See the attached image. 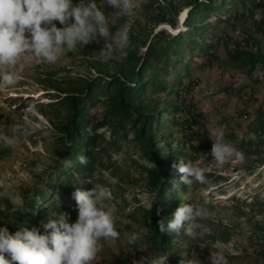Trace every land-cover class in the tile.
<instances>
[{"label": "rangeland", "instance_id": "obj_1", "mask_svg": "<svg viewBox=\"0 0 264 264\" xmlns=\"http://www.w3.org/2000/svg\"><path fill=\"white\" fill-rule=\"evenodd\" d=\"M191 1L134 0L135 14L131 17H123L107 5L103 11L113 26L110 30L113 33L121 28H134L141 39L136 44L138 53H143L146 49L143 43L148 44L156 31L167 28L174 32L169 25L158 24L155 13L170 3L180 29L186 31L181 22ZM77 3L79 0H73V4ZM97 3L103 7L99 5L100 0ZM236 9L238 18L233 16ZM244 10L240 0H233L229 7L218 12L229 19L219 20L217 12L212 13L206 24L209 29L197 37L198 43L207 41L211 44L210 50L214 51L217 59L204 63L200 51L194 49L191 52L187 45L176 57L181 64L189 63L186 74L181 71L182 81H195L190 98L202 115V121L199 126H193L197 129L193 141L203 150L191 149L188 152L194 157L193 162L204 169L206 182L186 186L174 212L181 204H190L206 209V216L199 221L204 227L195 238L170 234L169 242L161 247L169 254L167 264H180V260L185 258L181 253H187L188 259H198L201 264H212L211 254L217 250L224 251L228 264H264L255 257L256 249H264V69L258 66L251 77H247L230 49L239 41L243 42L242 47L257 52V46L244 44L243 38L250 32L249 18L242 13ZM103 43L101 39L99 50L92 56H83L76 49L66 52L55 65L28 59L20 83L12 89H0V135H10L11 129L18 126L28 130V134L12 147H5L0 142L1 213L22 209L25 201L31 198L37 206L39 193L50 187L51 177L54 179L52 166L58 162L64 165V169H70L74 164L72 159L61 160L58 155V131L52 123V120H58L52 110L62 115L64 95L85 81L97 76L119 75L121 59L118 54L110 59L101 58ZM258 46L264 53V39L259 40ZM242 84L247 86L239 97L237 88ZM157 101L156 95L147 96L145 104L154 107ZM32 105L35 112L25 111ZM103 112V106L97 102L91 121H99ZM161 118L170 120L171 115L164 113ZM125 126L129 127L130 122L126 121ZM217 127L223 129L225 140L243 153L242 160L233 157L223 167H217L211 150L204 151L207 142H212L209 130L214 132ZM230 128L232 133H229ZM111 129L108 125L98 130V133H104L101 145L108 143L107 148L96 153L95 166L90 173H85L84 178H89L93 188L102 186L109 191V203L115 209V227L120 237L104 242L93 264H139L141 260L149 259L157 247L149 239L152 230L147 223L152 220L132 215L136 209L154 208L155 191L147 180L146 172L139 168L147 161L141 156V146L134 140V132L122 130L115 139H111ZM168 132L165 128L154 131L155 146L162 152H167L169 142H165L163 137ZM179 136L174 132V142L179 141ZM131 160L133 164H130ZM126 167L138 176L137 180H128L124 175ZM71 174L73 179H80L75 170ZM77 217L78 214L70 217L69 222L74 223ZM46 220L39 221L40 231H43L41 222ZM132 233H137L140 239L129 244L127 237ZM121 257H127V261Z\"/></svg>", "mask_w": 264, "mask_h": 264}, {"label": "trees", "instance_id": "obj_2", "mask_svg": "<svg viewBox=\"0 0 264 264\" xmlns=\"http://www.w3.org/2000/svg\"><path fill=\"white\" fill-rule=\"evenodd\" d=\"M232 2L233 0H192L187 5V11L181 22L182 28L186 31L180 29L177 15L172 12L170 3L168 6L161 7L155 13L156 22L169 25L174 32L167 28L156 31L148 44L143 41V44H146L143 53H138L136 44L141 39L134 28H131L129 30L131 47L128 49L127 58L120 61L119 75L107 78L97 76L85 81L81 86L64 95L61 102L64 111L62 115L57 110H52L55 119L58 120V122L52 120L58 131L57 142L60 146L58 155L61 156V160L72 159L74 164L70 169H64V165L56 162L52 166L55 170L54 179L52 180L51 177L49 180L53 190L48 187L44 193H39L37 206L31 198L25 201L22 209H16L10 213L0 212V227H7L9 232L14 234L21 225L29 229L38 227L40 220L55 213L65 212L70 217L77 216L78 206L72 193L77 188L84 190L93 188L89 178H84L85 173L93 170L97 159L96 153L107 148L108 143L101 145L104 133H98V130L109 125L112 128L111 139H115L119 131L132 130L134 140L141 146V156L147 162L139 168L146 172L147 180L154 188V208L142 211L136 209L132 216L152 220L147 223L152 230L149 239L157 250L150 254V258L164 252L161 247L169 242L170 234L159 232L158 221L163 220L167 223L172 218L179 197L187 186L181 182V173L173 165H178L181 159L185 162H193L194 157L188 151L203 150L193 141L197 133V129H193V126H199L202 121V115L197 112L190 98L195 81L194 79L182 81L181 71L186 74L189 63L181 64L176 57L182 47L187 45L191 52L194 49L200 51V54L204 56V63H211L213 59H217L214 51L210 50L211 44L207 41L198 43L197 37L209 29L206 24L212 13L217 12L219 20H228L227 16L223 17L218 12L229 7ZM240 3L245 9L242 13L249 18L250 28V32L243 38L244 44L257 46V52L242 47L243 42L239 41L230 49L234 53L232 57L242 64L245 75L251 77L258 66L264 69V53L258 46L259 40L264 39V1L240 0ZM238 14L236 9L233 16L238 18ZM57 26L62 27L58 22ZM111 29L113 27H110ZM97 50L99 45L95 41L84 47H77V52L83 56H92ZM245 86L247 84L237 88L239 97L245 90ZM162 94L165 95L162 97L163 101ZM152 95H156L158 99L154 107L145 104L146 97ZM97 102L101 103L104 112L99 121L93 122L91 113L95 110ZM164 113H170L171 119L161 118ZM126 121L130 122L127 128ZM87 128L89 131H86ZM164 128L169 130L163 137L165 142H169L167 152L160 151L153 140L154 131ZM174 132L180 135L178 142H174ZM229 133H232V128ZM207 143L204 151H210L212 148V142ZM99 145L100 147L97 148ZM82 157L87 161L86 164L80 162ZM133 162L131 160L130 164ZM72 170L79 173V180L73 179ZM124 175L128 177V180L138 179L129 167H126ZM255 257L256 260L264 262V249H256ZM121 259L127 261V257H121Z\"/></svg>", "mask_w": 264, "mask_h": 264}, {"label": "clouds", "instance_id": "obj_3", "mask_svg": "<svg viewBox=\"0 0 264 264\" xmlns=\"http://www.w3.org/2000/svg\"><path fill=\"white\" fill-rule=\"evenodd\" d=\"M99 5L103 7L98 6L97 0H79L77 4L73 0H0V89H12L20 83L28 59L55 65L66 52L94 41L99 43L101 39L104 41L101 58L110 59L118 54L121 61L126 59L131 47L129 30L110 31L113 26L103 8L107 5L123 17H131L135 14V2L100 0ZM35 110L34 105L25 109ZM209 132L211 156L217 167H223L233 157L244 158L242 152L225 140L222 128ZM27 134L25 127H14L10 135H0V142L12 147ZM80 162L87 163L83 157ZM173 167L178 168L181 182L187 186L206 182L204 169L192 161L181 159ZM72 196L78 206L74 223L69 222L68 213L59 212L41 222L43 234L35 226L29 229L21 225L14 234L7 227H0V264H93L104 242L120 237L115 227V209L109 203V191L102 186L91 190L77 188ZM205 216L206 209L181 204L167 223L158 221L159 232L195 238L204 227L199 221ZM127 239L133 244L140 236L132 233ZM181 255L185 258L180 264H201L198 259H188L187 253ZM168 258V252H161L139 264H145V260L147 264H167ZM210 259L212 264H228L223 250L212 252Z\"/></svg>", "mask_w": 264, "mask_h": 264}, {"label": "bare ground", "instance_id": "obj_4", "mask_svg": "<svg viewBox=\"0 0 264 264\" xmlns=\"http://www.w3.org/2000/svg\"><path fill=\"white\" fill-rule=\"evenodd\" d=\"M173 29V28H172Z\"/></svg>", "mask_w": 264, "mask_h": 264}]
</instances>
